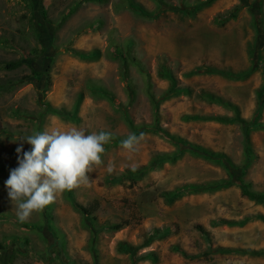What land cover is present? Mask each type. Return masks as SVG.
I'll return each instance as SVG.
<instances>
[{
    "label": "rangeland",
    "instance_id": "1",
    "mask_svg": "<svg viewBox=\"0 0 264 264\" xmlns=\"http://www.w3.org/2000/svg\"><path fill=\"white\" fill-rule=\"evenodd\" d=\"M132 1L148 12H159V6L163 11L149 19L135 12L129 0H0V62L26 56L15 70L0 68V131L5 130L0 133V264H264V254L219 251H264V205L243 197L236 183L208 188L212 182H235L241 170L231 175L225 165L197 151L224 155L242 167L241 124L186 118L238 117L264 123V107L257 112V92L264 87V0H216L198 11L194 6L207 0H163L164 5ZM219 19L227 20L220 25ZM97 21L99 27L89 29ZM126 41L144 70L111 57L114 46ZM79 50H99L100 55L83 60L74 53ZM31 51L42 54L35 58ZM50 63L52 86L46 89L43 73ZM161 64L178 86L192 88L191 96L162 99L169 83L158 75ZM200 66L234 73L253 66L254 71L243 80L219 74L185 76ZM94 85L110 91L114 103L89 93ZM199 91L220 96L237 111L194 96ZM81 93L85 95L79 102ZM47 102L64 116L41 117ZM127 119L141 129L152 128L143 133L136 151L120 146L134 133ZM37 126L41 131L75 126L86 134L104 130L113 135L105 145L103 164L94 166L87 184L60 194L20 222L5 181L19 166L17 147H32L17 138L36 133ZM162 131L182 140L181 145ZM250 137L254 158L243 181L252 190L264 191V129L252 128ZM167 154L170 161L130 185L134 178L128 170ZM112 179L120 181L112 185ZM186 185L199 189L172 202L162 195ZM69 193L76 204L97 206L92 219L69 200ZM246 216L253 219L243 226L215 223ZM115 224L123 227L116 230ZM122 244L132 249L123 251Z\"/></svg>",
    "mask_w": 264,
    "mask_h": 264
},
{
    "label": "trees",
    "instance_id": "2",
    "mask_svg": "<svg viewBox=\"0 0 264 264\" xmlns=\"http://www.w3.org/2000/svg\"><path fill=\"white\" fill-rule=\"evenodd\" d=\"M98 2H103L104 0H95ZM156 1L159 5H164L165 2H163V0H154ZM214 1L216 0H207L204 2H201L199 4H196V6H194L193 10L194 11H198L206 6L211 5ZM129 6L135 11L137 12L140 16L144 17V18H149V19H153L155 18L159 12L163 11V8H161V6H159V12L158 11H154V12H148L146 9H144L142 6L136 4L134 1L129 0ZM169 8L175 9L177 11L180 10L179 7L174 6L172 4H169L168 6ZM191 9V8H189ZM240 8H238L237 10H239ZM183 11H187V9H184ZM73 12V11H72ZM71 12V13H72ZM70 13V14H71ZM237 11L235 13H233L230 17L234 18L236 17ZM229 17V18H230ZM228 18V19H229ZM227 19H219L218 22L220 25H223L226 22ZM100 21L97 22H92L90 24H88L89 29H95L97 27H99L100 25ZM132 44L130 41H126L125 43H123L120 47L114 46L115 50L110 53L111 57L113 59H118L121 58V60L126 63L128 66L129 65H134L137 68L144 70L143 66L141 64V62L131 56L130 53V48H131ZM33 52V54L35 53L38 58L42 52L38 51H31ZM99 50H91L88 52L85 51H74V53L79 56V58L83 59V60H95L98 58V56L100 55ZM25 57H22L18 60H14V61H8V62H0V68H5L7 70H15L17 68H19L21 65H23ZM32 59V57L30 58ZM29 67H32L31 65H29ZM51 67L52 64L50 63L49 66L47 67V69L44 71L43 75H45V80H46V89H49L52 86V79H51ZM31 71L33 72V68H31ZM254 71V67L252 66V68H250L249 70H245V71H240L237 73L234 72H230V71H223V70H219L216 69L214 67L211 66H200V67H196L193 70L185 73L186 77H191L194 75H203L204 74H219L222 75L224 77L230 78L232 80H243L246 79L248 76H250ZM38 74H41L39 72H37ZM158 75L162 78L168 81L169 83V87L167 89V91L165 92L166 94L163 96L162 99H168L174 96H178V95H188L191 96L192 95V88L189 86H178V82L176 77L173 75V73L171 72V70L166 66V65H160L159 69H158ZM29 76L26 77H22L20 81H23L24 79L28 78ZM124 79L126 80V76H124ZM18 80V81H19ZM4 88V85H1L0 83V89ZM89 93L94 94V95H99L100 97L109 99L112 103H114V96L113 94L108 91L106 88L102 87V86H92L89 90ZM194 96L201 98L202 100L209 102L211 104H216L219 106H222L226 109H233L235 111L236 107L231 104L228 101H225L223 98H221L220 96H216L214 94H211L209 92L206 91H199V92H195L193 93ZM84 93H81L79 96V102L84 98ZM257 112H260L263 107H264V87H262L258 92H257ZM155 107L157 108V103L154 104ZM48 113H59L60 115L64 116V111L60 110V109H56L53 108L48 102L45 104L43 112H41L40 116L41 117H45L46 114ZM69 117H72L73 115H66ZM187 119H195V120H214L217 122H222V123H231V122H235L238 121L241 126H242V132L244 135V139H245V148H244V164L242 167L239 166H235L234 163L231 162V160H229L227 157H225L224 155H218V154H213L210 152H207L206 150L202 149V148H198V154L203 155L205 157H207L208 159L212 160V161H216L220 164L225 165L228 168V172L232 175V173L237 169L241 170V176L239 179H237L234 182V179H230L228 181H222V182H212L211 186L209 185L208 188L214 187V188H221L223 186H229L232 185L234 183H236L240 189H241V193L242 196L252 200L254 202H256L257 204H262L264 205V191H255L252 190L249 186L248 183L243 181V175L245 173V170L247 169V167H249L252 162H253V158H254V153L253 150L251 148V137H250V131L252 128L255 127H261L262 129H264V123H259L257 124V122L254 119L251 120H245L242 118H238V117H233V118H221V117H210V116H187ZM129 125L131 126V128L133 129L134 133H136L137 135L140 133H144L147 132L149 130H151L152 128H139L137 126H135L131 121H129L127 119ZM37 132H42L41 131V126H37ZM1 132H5V130L0 131ZM163 133H165V136L169 137L170 139L174 140L175 142H177L179 145H181L182 140L175 138L171 135H169L167 132L162 131ZM177 157V156H174ZM171 157L167 154V155H156L154 157H152L149 162L147 163V165L141 167V168H134L135 170L133 171V168L128 170V172H130V176L133 177L134 179H132L133 182H131L130 185L134 184L136 181V177L141 176L147 172H149L150 170H152L153 168H156L158 165H161L163 162L165 161H170ZM237 173V172H235ZM234 176L236 174H233ZM112 181V182H111ZM120 180H116V179H112L110 180V183L116 184L119 183ZM198 187L196 185H186L183 186L181 188L176 189V191H172V192H165L162 195L166 196V201L168 202H172L173 200H175L176 198H179L180 196H182L185 192H197L198 191ZM68 198L69 200L79 209L82 210L86 216L90 217L92 219V217L94 216V212L96 211L97 206H91V207H85L79 204H76V202L74 201V198L72 196L71 193L68 194ZM256 218V217H255ZM251 219H253V217H249L246 216L244 217L242 220L237 221V220H233V219H220L217 220L215 223L218 225H233V226H243L245 225L248 221H250ZM123 227V224H115L114 225V229L119 230ZM3 249L2 244H0V251ZM121 249L123 251H129L132 249V246H128L126 244H122L121 245ZM174 250L176 252L181 253L183 256H188L186 252H184L183 250H181L179 247L175 246ZM219 251L223 252V253H237L239 252H243L246 254H250V255H261L264 254V251L262 250L261 252H256V251H241L235 248H221L219 249ZM132 264H135V262H133Z\"/></svg>",
    "mask_w": 264,
    "mask_h": 264
},
{
    "label": "clouds",
    "instance_id": "3",
    "mask_svg": "<svg viewBox=\"0 0 264 264\" xmlns=\"http://www.w3.org/2000/svg\"><path fill=\"white\" fill-rule=\"evenodd\" d=\"M112 135L104 130L86 134L73 126L67 130L53 127L17 138L32 146L29 151H24L22 144L17 147L19 166L10 171L5 181L18 220L27 222L33 213L42 211L60 194L87 184L94 166L103 164L102 154ZM143 139V133H130L120 146L136 151ZM113 168L110 164L108 172Z\"/></svg>",
    "mask_w": 264,
    "mask_h": 264
}]
</instances>
